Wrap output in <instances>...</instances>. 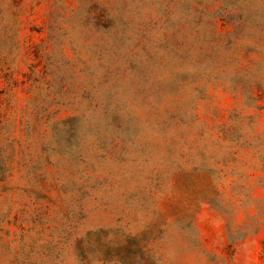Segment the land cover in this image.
I'll use <instances>...</instances> for the list:
<instances>
[{"label":"rangeland","instance_id":"1","mask_svg":"<svg viewBox=\"0 0 264 264\" xmlns=\"http://www.w3.org/2000/svg\"><path fill=\"white\" fill-rule=\"evenodd\" d=\"M0 264H264V0H0Z\"/></svg>","mask_w":264,"mask_h":264}]
</instances>
